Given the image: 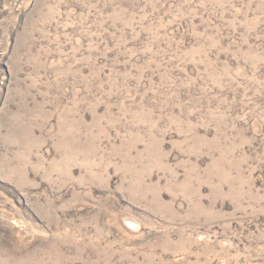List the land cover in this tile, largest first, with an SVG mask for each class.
Segmentation results:
<instances>
[{
	"label": "rangeland",
	"instance_id": "rangeland-1",
	"mask_svg": "<svg viewBox=\"0 0 264 264\" xmlns=\"http://www.w3.org/2000/svg\"><path fill=\"white\" fill-rule=\"evenodd\" d=\"M0 264H264V0H0Z\"/></svg>",
	"mask_w": 264,
	"mask_h": 264
}]
</instances>
